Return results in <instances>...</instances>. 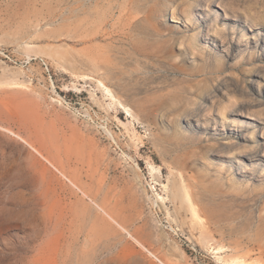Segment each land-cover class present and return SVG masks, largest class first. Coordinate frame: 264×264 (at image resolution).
<instances>
[{
  "label": "rangeland",
  "instance_id": "1",
  "mask_svg": "<svg viewBox=\"0 0 264 264\" xmlns=\"http://www.w3.org/2000/svg\"><path fill=\"white\" fill-rule=\"evenodd\" d=\"M186 1L0 0V264L62 226L70 264H264V0L214 3L226 42Z\"/></svg>",
  "mask_w": 264,
  "mask_h": 264
},
{
  "label": "bare ground",
  "instance_id": "2",
  "mask_svg": "<svg viewBox=\"0 0 264 264\" xmlns=\"http://www.w3.org/2000/svg\"><path fill=\"white\" fill-rule=\"evenodd\" d=\"M83 2H84V9H83V16H82V18H83L82 26H83L84 29H87L91 25L93 20L98 19V16L100 14L101 15L103 14V11L106 9V7H108L112 3H114L115 0H83ZM216 2H219L222 5V0H189V1H186L185 4H186V6H188V10H185V11H187L186 12V18H187V20L189 22L195 21L197 19V16H196L194 11H196L198 9L199 11L202 12V10H204V6L207 5V8L204 11H206L207 13H210L211 19L215 22V24H217V26H218V28L220 30V34L223 35V38L225 39V42H226L227 35H228L227 32L231 31V32H233L232 34L236 33V30H235L236 29V25H232V26L228 25L229 23L227 21V16H228L227 11L225 10L222 13L219 9L215 10L213 5ZM93 4H94V6L92 8ZM238 34L240 35V38L238 39V42L240 44L246 42L247 45L249 46V45H251V43L258 41L257 40L258 35H255V37H252L251 33H249L245 29V27H241V30L238 32ZM196 36H197V34H194V35L190 36L189 37L190 42L194 43ZM93 39L94 40H92V41L97 40L98 39V34L94 33L93 34ZM225 42L223 41V44ZM225 45H228L227 46V51H230L231 44H228V42H227V43H225ZM251 48H253V46ZM218 53L220 54L219 51H218ZM94 66L96 67V65H94ZM108 91L112 94V97H113L114 101H116V103L118 102L122 106V108L125 109V111L128 114H130L131 116H135V113H134V111H133V109L131 107H129L128 105L123 104L119 99H117L114 96V94L111 92V90L108 89ZM222 116L224 117L225 120L228 118L225 115L224 112L222 113ZM151 169H152V175L154 177L155 173H156L155 172L156 169H155L154 166H151ZM263 169H264V167H263ZM233 181L235 183L237 182V180H235V179ZM187 198L189 200H191L190 193H187ZM191 205L193 206L195 214H197L196 207H194L193 204H191ZM46 215L48 216L47 219L51 223L53 222L54 218H56V222L57 223L63 222V220H62L63 212L62 211L49 209L46 212ZM119 225H120V223H119ZM41 247L42 248L39 251H38V248H37L38 252L34 256V258L32 259V263L31 264H68V263L70 264L71 261L73 262V260H74V259H72V254H74V253H72L71 250H67L66 251V228L64 226H62L61 228L59 227L58 231H56L51 237H49ZM219 249H222V247H220ZM93 252H94V250H93ZM77 257H79V256H77ZM79 258H81V257H79ZM219 259H222V256H220ZM232 263H235V264H250V263H247L244 259H242L240 257L235 258L232 261ZM87 264H101V263L99 261H97V260H93V261H90Z\"/></svg>",
  "mask_w": 264,
  "mask_h": 264
},
{
  "label": "built area",
  "instance_id": "3",
  "mask_svg": "<svg viewBox=\"0 0 264 264\" xmlns=\"http://www.w3.org/2000/svg\"><path fill=\"white\" fill-rule=\"evenodd\" d=\"M42 64L44 66L45 73L49 77L48 80L50 82H52V87L49 88L50 98L57 103H65L66 102V94L62 93V90L59 91L57 86L54 85V79L55 78H53V74H52V71H51L49 64L46 61H43Z\"/></svg>",
  "mask_w": 264,
  "mask_h": 264
}]
</instances>
